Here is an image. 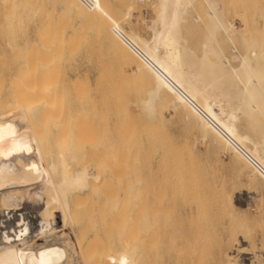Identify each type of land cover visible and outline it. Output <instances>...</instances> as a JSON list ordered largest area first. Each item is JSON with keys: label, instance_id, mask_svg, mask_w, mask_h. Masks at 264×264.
Returning <instances> with one entry per match:
<instances>
[{"label": "bare ground", "instance_id": "6f19581e", "mask_svg": "<svg viewBox=\"0 0 264 264\" xmlns=\"http://www.w3.org/2000/svg\"><path fill=\"white\" fill-rule=\"evenodd\" d=\"M64 1L57 21L54 0H0V206L19 212V233L10 236L0 210V264H63V246L73 244L67 228L76 235L83 264H184L192 241L215 228L206 218L212 207L230 217L224 228L233 226L221 234L229 230L223 247L219 242L225 253L216 242L218 256L227 255L229 264H257L255 249L247 251L253 254L249 263L230 254L249 241L250 201L245 205L218 188L209 202L200 187L206 167L192 146L172 142L163 116L172 109L186 130L198 132L196 142L208 141L213 156L217 148L231 152L252 183L264 186V56L247 20L237 28L224 13V0H203L208 22L205 40L195 48L185 30L198 0H158L149 38L106 14L93 19L86 0ZM193 18L203 21L197 11ZM104 41L117 61L114 75L100 71L95 85L60 76L66 54ZM131 64L136 70H128ZM51 123L58 130L55 142L49 139ZM77 158L85 163L63 171L62 163H79ZM143 189L153 190V197L143 198ZM87 198H96L103 219L91 213L93 218L80 219L74 208ZM251 199L260 211L257 196ZM177 206L195 225L182 227L178 214L176 224L175 214L172 222L188 230L183 241L170 218ZM137 224L149 229L148 245L142 237L145 249L134 240ZM164 233L169 247L159 241Z\"/></svg>", "mask_w": 264, "mask_h": 264}, {"label": "rangeland", "instance_id": "374dc122", "mask_svg": "<svg viewBox=\"0 0 264 264\" xmlns=\"http://www.w3.org/2000/svg\"><path fill=\"white\" fill-rule=\"evenodd\" d=\"M54 1H55V9H54L55 12L53 11V13H54V17H56V20H57V19H59V12H61L62 9H64V7H66V5H65L64 0H54ZM224 1H225V5H224L225 15L231 21L234 22V24L237 28L243 27L244 26L243 22L245 20H247V22L250 25V29H251L250 33L252 35L251 34L250 35L254 40L261 41L260 42V45H261L260 48L261 49H258V50L264 56V51H263V49H264V0H224ZM86 2L88 4V7L91 10V14L93 16V19L97 20V18L99 16H101L102 14H106L113 21L127 22V24H126V28L128 27L127 29L133 28L134 30L139 32L141 35L148 37V38L151 37L152 28L150 27V25L152 23H154L152 20L156 17V14H157L156 11H157L158 0H86ZM48 5H50V3ZM195 10L197 11L198 14H200L202 16V18H203L202 22L201 21L196 22L194 20L193 16L196 14ZM195 10L192 11V13L189 17V23H190L189 25L191 26V28H189L190 26L188 27V25L186 26L185 35L188 38L189 45L197 48L198 44H199V46H201L202 41L205 40V39H203L205 37V30H206L205 24L208 22L207 7H206L205 2L203 0H198L195 4ZM64 15L71 20L73 19V21H74V22L72 21L73 23H79V21H80L77 17L74 16V14L69 13L68 11H66ZM57 16H58V18H57ZM69 29H70V31H68ZM71 29H72V27H70V26H69V28H67V31H68L67 33L69 35L71 34ZM82 45L83 46H81L78 49V51L75 52V54L74 53L71 55L66 54V58L64 57L65 58L64 61H61L62 66H61V70H60V76H62V74H63L64 78L65 79L70 78L71 79L70 81H72L74 78L79 76V77H82L83 79H85V78H86V80L88 79L89 83H91L92 85H95V82L97 80V76H98L100 71L103 70L105 75H107V76L108 75H114L115 72H117V68H118L117 67V61L112 60L108 42L104 41V42H101L99 44H95L94 46H90V47L86 46L85 43H83ZM239 51L242 53H245L247 51V47L244 45H241ZM229 54L231 55L233 53H229ZM111 61H112V64H109V63H111ZM263 62L264 61H262V64H264ZM131 65H133V66H128V70L129 71L136 70L135 64H131ZM81 86L83 89V87H84L83 84ZM78 89H79V87H78ZM80 89H81V87H80ZM81 91H83V90H81ZM132 108H133L132 110L135 111L134 107H132ZM163 111H164L163 116L165 119V126H166L165 129L169 133L170 139L172 140V142H174L178 146H182V145L184 146L185 144L192 146L194 149L196 158L206 167V169L204 171L206 173H208V175L206 176V178H204V180L203 179L200 180V185H201L200 187H203L204 195L206 196V194H207V198L209 199V202L215 201V200H213L214 198L217 199L216 196H217L218 188H219V190L225 189V191L229 197L236 198V200H238V201L240 200L245 205L248 202V200L250 201L249 209L247 212L248 213L247 219L249 222L251 221L250 222L251 232L249 234V239H248L249 241L243 242L242 246H239V245L234 246L230 250L231 256L232 255H233V257L235 256L239 262L245 261V262L249 263L252 259L251 260L247 259V257L248 258L253 257V254H251L252 256H250V254L249 255L247 254V251L253 250V252H254V249H255V253H256L255 258L259 259L257 264H264V223L262 225L261 221L259 220L261 218L262 222H264V193H263L264 186L261 185L260 183H258L257 181H256V183H252V178L249 177L250 174L248 173V171L245 170L244 168H242V166L236 165L233 163V155L231 152L230 153L223 152L220 148H217L216 156H213V152L211 151V147H210V144L208 141H203V142L197 141L196 142V139L199 137V134L197 131L192 132V131L186 130L185 123L179 119L178 115L175 112H173L172 109H169L168 112H167V110H163ZM167 119L168 120L170 119L169 120L170 122L167 121ZM54 124L55 123H51L49 125V127H52V128H49L50 132H48V133L52 134V132H53L52 135L49 134L50 140H52L51 137L54 138V136H56V134H55L56 131L58 132V130L55 128ZM52 141L55 142V140H52ZM204 143H206V144H204ZM77 159L79 161V158H77ZM80 159L81 160L79 161V163H77V161H76L74 163H69L67 166L64 163H62L63 171L68 172V170H70L71 168L74 169V168H77L78 166L79 167L82 166V164H84L85 161H84V163H81V162H83V160H86V159H83V158H80ZM155 166H156V162L154 161L153 167H155ZM68 167H70V168H68ZM150 169H152V168H150ZM150 169H147V171L149 170L153 175V170H150ZM209 174H211L212 176ZM152 175L150 177H152ZM239 176H241V177H239ZM152 180L153 179H151V181ZM248 181H249V183H248ZM220 185H223V186H220ZM207 187H209V189ZM221 187H223V188H221ZM212 189L214 190V192L212 191ZM143 190H141V194L143 195V198H144V196L146 198H148V197L152 198L153 197V195H152L153 192H152V194L150 192L153 190H150L149 192L146 191L145 189H143ZM258 192L261 194H259ZM144 193H145V195H144ZM141 194L139 195V198H142ZM253 195L257 196L259 206H260V211L257 210L256 203L254 202V200L251 199L252 197H254ZM261 197H262V200H261ZM176 198H178V197H176ZM78 199H80V198H78ZM78 199H76V200H78ZM81 199H84V198H81ZM87 199H89V198H87ZM94 200H95L96 204H95V202H93ZM83 201L81 200L79 202V200H78V208H77L78 210H76L77 205H75L76 207L74 208V211L76 213L78 211V215L81 217L80 218L77 215L78 218L82 219L84 217L83 219L88 220L89 218H93V216L99 217V215L97 214L98 211L96 208L98 206V202H97L96 198H93V199L90 198L89 200H86L87 202L86 203L84 202L86 205L82 204ZM245 201H246V203H245ZM93 203L95 205H93ZM6 205H8V204L7 203L4 204L3 207L0 206L1 212L2 213L4 212L3 213L4 217L7 219V221L4 224V231L6 232V234L8 233L7 235L14 236L15 234L17 235V233H19L18 228H17L18 225L16 224L19 212H16V210L14 212V209L11 208L12 207L11 205H8L7 207H6ZM89 205L90 206L92 205V207H90ZM82 206H84V208L86 206L85 209L88 212L85 209H82ZM87 206H89V208H87ZM144 206L147 207V203H146V205L144 204ZM8 207H10V209ZM180 207L181 208H179L177 206V208L175 209L176 211L174 210L172 212V217H170L171 222L175 218V214H176L177 219H174L173 221H177L178 217L182 218V220H181L182 223L180 221L181 226L184 223L182 227L186 226L187 229L189 230L190 228H188V226L191 227L192 224L189 225L188 223H192V221L191 222L188 221V218L190 220V217H187L186 214H184L185 211L183 212V209H182L183 207L182 206H180ZM94 208L96 210H94ZM89 209L90 210L92 209L91 212H89ZM58 210L60 212V209H58ZM80 210H81L82 214H80L81 213V212H79ZM146 210L147 211H144V207H143L142 211H144L146 215L148 213V216H149V212H148L149 209L147 208ZM84 211H86V213H84ZM136 211H138V210L136 209ZM222 211L220 209H215L214 207H212L209 210V212L207 213L208 217L206 216V218H207V221H208V218L210 220L208 222V224L213 222L212 224H214L215 228H212L211 230L208 231V233H207L208 236L206 235L207 238H205L201 235V237L199 239H197V241L191 240L193 242V244H192V246H190L191 244L188 246V248H189L188 252L186 251L187 249L184 251L186 253V255L184 254V257H183L182 256L183 254H181L182 260H180V261L182 262L183 259H186V260H184L186 262L183 261L182 263H184V264H229V262H227L228 261L227 255L224 254L223 257L220 258L217 254L216 242L222 243L225 240L226 235L229 233V230L227 231V233L224 232L225 236H223L224 234L223 235H221V234L223 233V231H226V229L231 227V225L229 227V224H228L226 226L228 228H224L225 227L224 224L227 222L228 219H230V217L227 219L226 218V217H228V215L226 214L227 212L224 213L225 212L224 211L223 213H221ZM94 212H96V213H94ZM144 212H140L139 214L141 216H139L138 218L143 220L142 216H143ZM181 212L183 214H181ZM83 213L85 215H83ZM90 213H91V215L93 214V216H90ZM109 213H107V215H109ZM95 214H96V216H95ZM173 214H174V216H173ZM177 214H178V217H177ZM59 215H60V213H59ZM88 215H89V217H88ZM225 215H226V217H225ZM12 216H13V218H12ZM184 216H186V217H184ZM209 216H211V218ZM15 217H17V218H15ZM103 217H105V215H103ZM103 217L100 216L99 218L103 219ZM221 219H224V220H221ZM186 220H187V222H185ZM108 222L110 223L111 219H109L107 221V224H108ZM177 222L178 223H176V222L175 223L179 224V221H177ZM193 222H194V220H193ZM6 223H7V226H5ZM172 223H174V222H172ZM175 223H174V225H175ZM215 223H216V225H215ZM221 223H223V224H221ZM110 224H108V225H110ZM61 225H62V222H61ZM261 225H262V227H261ZM136 226L138 229L141 226L140 227L141 230L136 229V227L134 228L136 230V231L134 230L136 233L133 232L134 235L137 234V237L139 236L138 240H137V237H135L134 240H136L138 243L139 239H141V244L144 245L146 243L145 245H148L149 239H150L148 227H146L145 224L143 226H142V224L139 226L137 224ZM175 226H177L178 228H181V227H179L180 225L179 226L175 225ZM7 227H9V230ZM118 227H121V225ZM193 227H195V225H193ZM193 227H191V228H193ZM142 228H143V231H142ZM232 228H233V226L231 227V229ZM181 229H182L181 232L178 233V234H180V237H178V238L181 239L182 238L181 235L184 234L183 235L184 238L181 239L183 241L186 238L185 235L187 234L188 230L184 228L185 230H187V232L185 233L184 232L185 230L183 228H181ZM193 229H195V228H193ZM15 231H17V232H15ZM145 231H146L147 236H145L146 235ZM10 232H11V234H10ZM66 232L68 233L71 241H73V244L71 247L63 246L66 253L60 254L58 261L63 262V264H83L82 263V256H81V253L79 250V246L76 243V237H75L76 235L73 233V230L70 228H67ZM140 233H142L141 237L139 235ZM143 234H145V235H143ZM164 235H165V237L164 236L160 237L159 241L161 243H164L167 247H169L171 244L170 235H167L165 233H164ZM142 237H143V239L146 237L144 239L145 243L142 242L143 241ZM201 238H202V242H200ZM221 238H224V239L222 240ZM220 240H222V242ZM203 242H204V244H203ZM220 243L218 244L219 245L218 247H220L221 250L218 249V251H222V249H223L222 247H223L224 242L222 243V247L220 246L221 245ZM246 243H247V245H246ZM201 244H203V246ZM243 244L246 247L250 246L249 247L250 250H245L243 248V246H244ZM145 245L142 246V247H144V249L147 247ZM251 246L253 247V249L251 248ZM200 248L203 249V250L201 249L202 253H201ZM204 248H206V249H204ZM224 250L225 249H223V251L221 253H223ZM238 251H239V253H238ZM240 251H241V253H240ZM238 256L240 259H238ZM242 257H244L245 259ZM188 258H189V260H188ZM200 259H201V261H200ZM187 260H188V262H187Z\"/></svg>", "mask_w": 264, "mask_h": 264}]
</instances>
